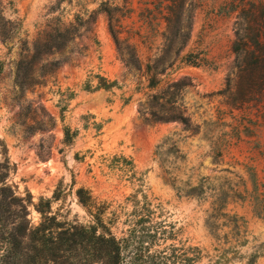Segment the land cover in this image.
<instances>
[{"label": "rangeland", "instance_id": "obj_1", "mask_svg": "<svg viewBox=\"0 0 264 264\" xmlns=\"http://www.w3.org/2000/svg\"><path fill=\"white\" fill-rule=\"evenodd\" d=\"M168 5L0 0L5 185L33 225L40 209L89 224L76 197L83 188L96 211L105 206L106 221L117 216V238L131 211L126 199L145 195L175 226L169 243L205 256H213L206 212L226 197L248 231L229 264L255 253L254 264H264V0H184L170 31ZM97 76L118 88L86 91ZM66 128L75 133L70 144Z\"/></svg>", "mask_w": 264, "mask_h": 264}, {"label": "trees", "instance_id": "obj_2", "mask_svg": "<svg viewBox=\"0 0 264 264\" xmlns=\"http://www.w3.org/2000/svg\"><path fill=\"white\" fill-rule=\"evenodd\" d=\"M183 6L184 0H170L165 18L167 31L179 25ZM174 39L169 40L171 45ZM96 79L95 86L86 82V91L118 88L116 81L100 76ZM157 85L155 78L149 80V88ZM95 126L98 130L99 125ZM74 137L75 133L66 128L65 144H70ZM126 162L133 167L131 161ZM7 176L8 166L0 164V264H229L240 258V249L248 244L247 223L242 216L227 210L226 197L210 203L204 220L213 241V256H205L198 247L169 243L176 239L177 230L160 217L157 207L145 195L141 199L136 196L126 199L131 211L124 215L127 228L120 238L110 227L117 216L106 221L105 206L96 211L92 196L83 188L76 190V197L91 217L89 224L63 222L40 209L37 212L41 220L33 225L26 203L5 185ZM197 188L190 187V191ZM261 255H252L248 264H254Z\"/></svg>", "mask_w": 264, "mask_h": 264}]
</instances>
